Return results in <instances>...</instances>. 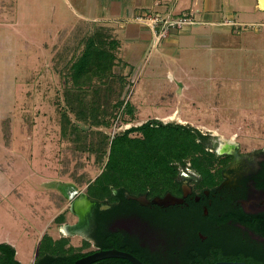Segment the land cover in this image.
Wrapping results in <instances>:
<instances>
[{
  "label": "rangeland",
  "instance_id": "obj_1",
  "mask_svg": "<svg viewBox=\"0 0 264 264\" xmlns=\"http://www.w3.org/2000/svg\"><path fill=\"white\" fill-rule=\"evenodd\" d=\"M79 1L0 0V243L10 238L18 259L27 264H34L40 249L46 247L44 235L67 233L66 222L56 223V217L63 215L74 222L69 209L71 190L85 191L88 181L102 171L96 154L72 141L79 132L69 138L62 135L61 110L66 101L60 70L83 47L78 45L82 37L95 30L89 23L79 22L85 16L81 13L84 3L81 7ZM224 1L219 0L224 15L243 22H235L233 32L213 33L209 41L195 40L189 47L177 42L178 59L159 64L155 77L144 76L142 70L136 80L130 72L124 73L122 63L115 66L117 74L127 77L125 100L137 95L134 89L141 81L155 90L147 97L144 109H135L133 115L119 111L120 120L112 121L110 127L74 121L88 134L83 143L94 140L97 147L93 131L113 137L128 126L157 116L164 123L197 128L207 135L210 150L219 138L238 143L244 151L264 149V19L248 14L254 9V0ZM153 7L172 9L167 2ZM236 7L240 9L238 16L233 11ZM242 11L247 14L242 16ZM188 14L195 20L183 29L207 28L196 26L200 22L196 13ZM142 24L152 29L148 20ZM183 29L172 27L160 40L154 34L152 52ZM209 29L197 32L211 36ZM108 30L111 36L115 33ZM152 52L147 60L151 65L160 58ZM158 101L156 109L149 104ZM71 117L76 120L73 114ZM184 173L188 175L186 168H182ZM71 241L83 251L93 248L82 246L78 236Z\"/></svg>",
  "mask_w": 264,
  "mask_h": 264
},
{
  "label": "trees",
  "instance_id": "obj_2",
  "mask_svg": "<svg viewBox=\"0 0 264 264\" xmlns=\"http://www.w3.org/2000/svg\"><path fill=\"white\" fill-rule=\"evenodd\" d=\"M90 27L95 30L82 37L78 45L83 47L78 53L75 51L60 70L65 81L66 101V108L61 110L62 135L69 138L71 133L79 132L78 137H72V141L81 142L83 148L87 147V150L96 154V162L102 168L95 179L88 181V195L93 199L104 200L111 196L113 190L123 189L131 193L150 191L151 194L159 195L172 191L178 195L180 180L184 178L182 168L188 166L194 169L196 175L193 180L199 186L215 185L221 178L218 156L209 149L207 135L190 125L150 119L113 137L101 130L93 131V136L99 141L97 147L93 144L94 140L91 144L83 143L88 140V134L74 121H92L96 127H110L112 121L120 120L117 115L119 111L132 115L134 112L130 101L123 98L127 77L114 70L121 63L119 40L114 34L111 36V32L107 33L108 28L104 26L90 24ZM134 132L138 135H132ZM261 185L264 186V182ZM175 214L179 217L180 212L176 211ZM64 219L60 215L56 217V222L61 223ZM42 241H47V245L40 249L41 254L34 264H74L78 258L90 254L81 248L77 249L65 237L55 240L46 234ZM88 244L85 241L84 247ZM198 246L184 253L185 264H211L223 257L219 249L205 251ZM110 262L131 264L119 257L105 258L94 264ZM0 264L23 263L17 259L15 247L2 242Z\"/></svg>",
  "mask_w": 264,
  "mask_h": 264
},
{
  "label": "flooded vegetation",
  "instance_id": "obj_3",
  "mask_svg": "<svg viewBox=\"0 0 264 264\" xmlns=\"http://www.w3.org/2000/svg\"><path fill=\"white\" fill-rule=\"evenodd\" d=\"M216 142L211 151L218 156L221 178L215 185L199 186L193 180L195 171L187 167L178 195L123 189L97 200L87 189H73L69 209L75 220L65 225L67 233L81 237L82 246L87 241L93 247L83 252L118 249L143 264H185L184 253L196 245L205 251L219 249L223 257L216 262L263 264L264 149L244 151L233 141ZM167 193L184 202L169 206L153 202Z\"/></svg>",
  "mask_w": 264,
  "mask_h": 264
},
{
  "label": "crops",
  "instance_id": "obj_4",
  "mask_svg": "<svg viewBox=\"0 0 264 264\" xmlns=\"http://www.w3.org/2000/svg\"><path fill=\"white\" fill-rule=\"evenodd\" d=\"M157 2L170 3L172 5V9L168 8L167 10H155L156 8H154L153 5H156ZM253 2V12L251 11L248 14L253 15L254 19H264V8L261 7L260 0H254ZM83 3L85 8L83 11H81V13L85 16L79 19V22H87L97 26H104L110 29L112 32H115L113 34L120 42L119 56L124 67V73L129 74L128 72H130L136 78V80L139 75L137 74L138 71L140 73V71L144 70L143 75L146 77H155L156 74L158 75L156 69L159 67V64L167 62L168 59L172 61L177 60L178 54L175 47L177 42H179L180 46L182 47H189L195 40L197 43L203 39L206 41L208 39L209 41L210 38H212L213 33L217 35L229 34L233 32L234 28H237L235 25H233L235 22L237 25L243 23L240 21L238 22L230 15L225 16L224 5L220 4L219 0H80L78 2L81 7H83ZM224 4H226L225 1ZM148 8L152 9L148 10ZM146 11H160L163 14L194 12L197 14V17L200 20L196 26H207V28L193 29L192 27H187L186 29H183V32H180L174 38L170 39V41L152 52V45H154L153 30L137 20L138 14L140 12L143 13ZM233 11L236 16H238L240 13V9L238 7L233 9ZM241 13L242 16L247 14L245 11H242ZM229 22L232 24H228ZM208 28H210L209 30L211 31V36L197 32H207ZM147 51L149 52L147 58L144 60V62H141ZM151 52L152 56H160L159 61L152 65L149 63V61L147 62ZM169 76L172 79H175V74L172 71H169ZM146 83L143 85V82L141 81V83L138 84L136 88L137 90L134 89L137 94L135 97L134 94H131L130 104L134 110L141 109V107L143 108L144 103L147 102V97L155 90H152L150 86L145 85ZM149 104H154L152 107L156 109L158 107L157 105L159 104V101L157 103L150 102ZM150 119H158V117H151L147 120ZM54 221L56 222V218ZM65 222L66 224L70 223L65 218L60 224ZM47 234L51 235L55 240L64 237L71 240V237L77 236L69 235L64 231H61V234H58L57 237L50 233ZM4 241V243H9L15 247V243L12 242L10 238H7ZM70 244H72V241ZM17 253L18 251L16 249V257ZM21 262L23 264H27L23 261ZM34 262L35 260L33 259V263Z\"/></svg>",
  "mask_w": 264,
  "mask_h": 264
},
{
  "label": "water",
  "instance_id": "obj_5",
  "mask_svg": "<svg viewBox=\"0 0 264 264\" xmlns=\"http://www.w3.org/2000/svg\"><path fill=\"white\" fill-rule=\"evenodd\" d=\"M220 141L224 139L219 138ZM154 203H157L162 206H169L174 204H180L184 202V198L174 195L172 193H167L164 196H156L153 199ZM66 228V227H65ZM67 229V228H66ZM108 257H124L132 261L134 264H143L136 256L132 255L129 252L120 251L118 249H102L96 252L85 255L81 258H78L74 264H92L96 261L108 258ZM214 264H251L247 262H235V261H219Z\"/></svg>",
  "mask_w": 264,
  "mask_h": 264
},
{
  "label": "built area",
  "instance_id": "obj_6",
  "mask_svg": "<svg viewBox=\"0 0 264 264\" xmlns=\"http://www.w3.org/2000/svg\"><path fill=\"white\" fill-rule=\"evenodd\" d=\"M137 20L140 22L148 20V23L152 26L154 34L156 35L155 39L160 40L163 37L168 36L172 27L183 29L186 25L194 23L195 19L188 13L163 14L160 11H146L139 14Z\"/></svg>",
  "mask_w": 264,
  "mask_h": 264
},
{
  "label": "bare ground",
  "instance_id": "obj_7",
  "mask_svg": "<svg viewBox=\"0 0 264 264\" xmlns=\"http://www.w3.org/2000/svg\"><path fill=\"white\" fill-rule=\"evenodd\" d=\"M261 7L264 8V0H260ZM175 114H172L171 117L174 118ZM223 143V142H222Z\"/></svg>",
  "mask_w": 264,
  "mask_h": 264
}]
</instances>
